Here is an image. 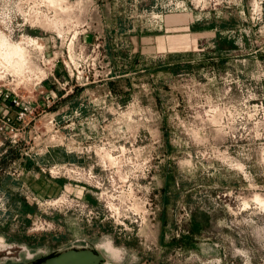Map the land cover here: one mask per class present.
<instances>
[{
    "label": "rangeland",
    "instance_id": "obj_1",
    "mask_svg": "<svg viewBox=\"0 0 264 264\" xmlns=\"http://www.w3.org/2000/svg\"><path fill=\"white\" fill-rule=\"evenodd\" d=\"M0 32L33 109L0 118V264H264V0H0Z\"/></svg>",
    "mask_w": 264,
    "mask_h": 264
},
{
    "label": "crops",
    "instance_id": "obj_2",
    "mask_svg": "<svg viewBox=\"0 0 264 264\" xmlns=\"http://www.w3.org/2000/svg\"><path fill=\"white\" fill-rule=\"evenodd\" d=\"M90 87H94L93 85H90V86H87V87H84V91H87ZM73 99V96H70V97H68V99H66V100H64L63 101V103H60V102H57L54 106H53V108L51 109V110H49L48 111V114H49V117H52L51 118V120H53V119H61L62 118V120H63V117H65L66 116V114L68 115L69 114V118L67 119V124L65 125V126H63L64 128H67L68 127V122L70 121H72L73 120V118H72V114H73V111L74 110H77V107L75 106V107H71V109H70V111H69V113L67 112V100H72ZM77 100H78V102L79 103H76L77 105L78 104H80L81 106L83 105V104H85V105H88V103H89V101L87 100V99H84L83 97H82V95H79L78 97H77ZM87 100V101H86ZM1 103V107H3V109H2V112H3V114L4 115H9V116H11V117H14V110L13 109H9V108H7L6 107V105L4 106H2V102H0ZM64 104V105H63ZM84 113V112H83ZM76 119V118H75ZM55 121V120H54ZM66 121V120H65ZM79 126H81V124L78 122V124L76 125V127H73V125H69V127L68 128H70L71 130H73V129H76V130H80V128H79ZM51 148H54L55 147V145H51L50 146ZM51 150H53V151H55V150H58V149H51ZM75 158L76 157H73V156H67L66 155V159L65 160H69V161H74L75 160ZM49 181V183H51V185H49V183H48V185H46L47 183H44V185H46L44 188L45 189H47L48 187L49 188H51V192L52 191H57L56 189L59 187V188H64L65 187V182L64 181H54L53 180V182L51 181V180H48ZM75 187H77L80 191H78V192H80L81 194H83V192H84V188L83 187H81V186H75ZM12 189V188H11Z\"/></svg>",
    "mask_w": 264,
    "mask_h": 264
},
{
    "label": "built area",
    "instance_id": "obj_3",
    "mask_svg": "<svg viewBox=\"0 0 264 264\" xmlns=\"http://www.w3.org/2000/svg\"><path fill=\"white\" fill-rule=\"evenodd\" d=\"M12 93H9L6 89H0V100L14 110L15 118L13 120L11 117L1 116V112L0 118L3 119L1 124L7 134L16 136L17 129L15 125L23 121L33 109L30 105L31 101L27 97H23L15 92ZM11 141L14 142L13 140Z\"/></svg>",
    "mask_w": 264,
    "mask_h": 264
},
{
    "label": "water",
    "instance_id": "obj_4",
    "mask_svg": "<svg viewBox=\"0 0 264 264\" xmlns=\"http://www.w3.org/2000/svg\"><path fill=\"white\" fill-rule=\"evenodd\" d=\"M104 256L98 250L67 249L46 258L42 264H104Z\"/></svg>",
    "mask_w": 264,
    "mask_h": 264
},
{
    "label": "clouds",
    "instance_id": "obj_5",
    "mask_svg": "<svg viewBox=\"0 0 264 264\" xmlns=\"http://www.w3.org/2000/svg\"><path fill=\"white\" fill-rule=\"evenodd\" d=\"M2 2L4 3L5 0H2ZM5 12H7V4H5ZM9 39V36H5L3 32H0V41L7 43ZM98 247L105 250L110 260L113 261V264H123L125 257L128 255L127 249L123 247H115L111 240H108L104 245H98ZM132 259L134 260L135 256H133Z\"/></svg>",
    "mask_w": 264,
    "mask_h": 264
},
{
    "label": "bare ground",
    "instance_id": "obj_6",
    "mask_svg": "<svg viewBox=\"0 0 264 264\" xmlns=\"http://www.w3.org/2000/svg\"><path fill=\"white\" fill-rule=\"evenodd\" d=\"M14 54V53H13Z\"/></svg>",
    "mask_w": 264,
    "mask_h": 264
}]
</instances>
